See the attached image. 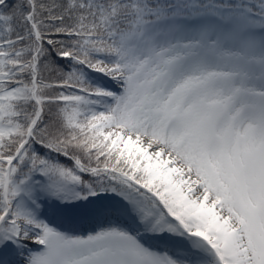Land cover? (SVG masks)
I'll use <instances>...</instances> for the list:
<instances>
[{
	"label": "snow or ice",
	"instance_id": "1",
	"mask_svg": "<svg viewBox=\"0 0 264 264\" xmlns=\"http://www.w3.org/2000/svg\"><path fill=\"white\" fill-rule=\"evenodd\" d=\"M0 264H264V0H0Z\"/></svg>",
	"mask_w": 264,
	"mask_h": 264
},
{
	"label": "rangeland",
	"instance_id": "2",
	"mask_svg": "<svg viewBox=\"0 0 264 264\" xmlns=\"http://www.w3.org/2000/svg\"><path fill=\"white\" fill-rule=\"evenodd\" d=\"M85 228V231H90V230H92L93 228H88V227H83V229ZM81 232H84V231H81Z\"/></svg>",
	"mask_w": 264,
	"mask_h": 264
}]
</instances>
